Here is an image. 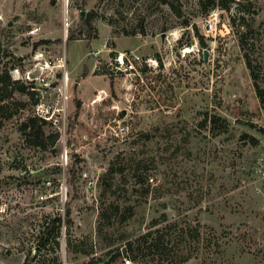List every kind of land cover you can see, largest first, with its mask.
<instances>
[{
    "label": "rangeland",
    "instance_id": "374dc122",
    "mask_svg": "<svg viewBox=\"0 0 264 264\" xmlns=\"http://www.w3.org/2000/svg\"><path fill=\"white\" fill-rule=\"evenodd\" d=\"M165 1L0 0V70L38 99L14 93L25 108L0 128V264H264V0ZM120 54L137 76L115 73ZM28 116L58 140L30 144ZM67 208L71 228L43 229ZM155 229L184 231L183 251L138 256Z\"/></svg>",
    "mask_w": 264,
    "mask_h": 264
},
{
    "label": "trees",
    "instance_id": "16d2710c",
    "mask_svg": "<svg viewBox=\"0 0 264 264\" xmlns=\"http://www.w3.org/2000/svg\"><path fill=\"white\" fill-rule=\"evenodd\" d=\"M163 2H166L163 0ZM221 3L223 1H220ZM217 3L216 0H208V6L205 7V9L209 7L215 6ZM223 4V3H222ZM224 8L227 10L230 9V7L227 4H223ZM172 8L175 10L177 15L179 17H183L182 12L172 5ZM92 14H89L82 25V32L85 31L87 32V39L90 40L94 38L93 35V27L91 25V19H92ZM186 26H188V23H186ZM200 41H202V46L205 47V43L203 42L202 36H199ZM73 39V35H70L68 37V41ZM114 56L115 58V54ZM249 64V63H248ZM251 66V65H249ZM28 86H26L23 82L20 80H13L11 76L9 75L8 71H1L0 70V128L3 126V122L6 120H10L14 116L13 107L15 109H23L25 108V103L24 102H12L9 101L12 97L13 94L18 92L22 95H27L30 99L31 104H37L38 99L35 98V93L33 91L28 90ZM258 96L261 99V103L264 106V96L262 95V91L257 89ZM214 122H216L215 117H214ZM38 121H41V124H38ZM49 123L45 119H36L35 117L28 116L25 121L21 124L20 130L24 134L26 140L38 147L45 149L47 146L46 140L52 139V144L55 143V141L58 140L59 134L55 133L53 135L48 136L47 138L44 137L42 127L44 125H48ZM215 124V123H214ZM255 142V141H254ZM72 220H71V211L69 208L66 210V215L65 218L62 216L55 217L54 219H51L50 221H46L43 223L42 227L45 230L47 227L50 225H53L52 230H54V227L56 226L59 234L62 225H66L67 228H71ZM158 222L154 224V226H157ZM169 229H173L174 231L176 230L177 227L170 225L168 226ZM42 236L40 237V248L43 249L46 247L47 241L49 242V239L44 237L45 231H42ZM60 236V235H59ZM186 234L184 231L179 233V237H176V241L172 242L170 239L166 240L165 244V237L163 233L161 232V229H155L154 231H149L148 233L144 234L142 237L139 238L137 241V244L135 245L136 253L140 257H145L146 251L148 254H150L152 257L157 256V260L159 262H162L166 256H169L171 252H175L177 249H181L183 251L182 244L184 243ZM198 236V235H196ZM58 237L55 236V242L54 244L56 245V248H60V242L56 239ZM178 240V241H177ZM130 247L133 248L132 244H130ZM66 250L77 253V254H82L85 256H91L94 253L93 247L90 246L87 242L84 241H74L70 237L66 239ZM181 257V264H187L190 256L189 254H184L181 253L179 255ZM112 260H115V257L112 258ZM82 264H100L99 260H96L94 257H92L89 261L84 262ZM106 264V263H105Z\"/></svg>",
    "mask_w": 264,
    "mask_h": 264
},
{
    "label": "built area",
    "instance_id": "2783aa9c",
    "mask_svg": "<svg viewBox=\"0 0 264 264\" xmlns=\"http://www.w3.org/2000/svg\"><path fill=\"white\" fill-rule=\"evenodd\" d=\"M214 27L216 28V24H214ZM98 54L99 51L95 52L93 55L98 56ZM139 60L140 59L135 55H132L130 58H126L124 54H120L114 61L113 67L115 69V73L122 75L123 72L128 76H137L139 74L138 66H142V62ZM113 131L116 136H120L126 133V127L118 123L114 127ZM253 174L259 181L264 183V152L257 155L253 165ZM122 264H133V261L131 258H124Z\"/></svg>",
    "mask_w": 264,
    "mask_h": 264
},
{
    "label": "water",
    "instance_id": "95a60500",
    "mask_svg": "<svg viewBox=\"0 0 264 264\" xmlns=\"http://www.w3.org/2000/svg\"><path fill=\"white\" fill-rule=\"evenodd\" d=\"M205 55H206V53H205Z\"/></svg>",
    "mask_w": 264,
    "mask_h": 264
}]
</instances>
